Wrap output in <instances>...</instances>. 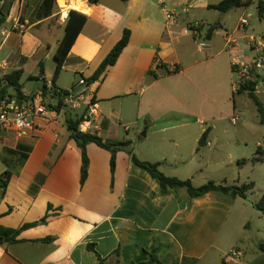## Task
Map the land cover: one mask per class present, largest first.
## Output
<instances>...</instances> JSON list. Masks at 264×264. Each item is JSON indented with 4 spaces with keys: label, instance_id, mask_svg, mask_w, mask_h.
<instances>
[{
    "label": "crops",
    "instance_id": "obj_1",
    "mask_svg": "<svg viewBox=\"0 0 264 264\" xmlns=\"http://www.w3.org/2000/svg\"><path fill=\"white\" fill-rule=\"evenodd\" d=\"M42 1H24L23 21L21 1L12 2L0 27V81L3 74L22 69L23 92L35 97L47 84L46 99L55 105L54 92L68 91L61 83L63 74L75 76L72 88L89 79L128 29L130 41L117 63L89 84L100 112L96 133L131 141L138 159L159 163L165 175L191 180L196 187L211 180L239 184L240 174L236 179L233 170L237 174L247 139L212 134L208 126L212 122L214 129L227 115L237 114L233 53L225 39L244 18L240 8L227 13L212 8L223 0H78L85 9L77 10L66 0L69 11L88 20L53 86L55 54L66 24L59 19L58 0L56 13L35 20ZM4 5L0 1V10ZM16 21L25 29L17 28ZM201 21L208 25L199 32L205 48L189 31ZM211 27L217 29L209 37ZM261 31L249 22L246 33H235L244 51L243 43L249 49L251 39L264 41L256 34ZM41 63L45 76L38 80ZM176 67L177 74H168ZM252 79L258 81L256 92L264 103V70ZM36 122L38 129L27 138L0 132V174L12 173L7 188L0 187V227L18 229L50 216L46 224L22 231L17 242H0V264L140 263L150 259L154 245L163 264L241 263L228 254L239 248L231 240L235 215L230 218L244 198L220 191L192 197L185 188L163 194L126 151L117 153L112 189L111 153L96 144L88 146L89 174L82 186V151L70 138L65 117ZM206 131L208 140L200 146ZM214 161L221 172L212 178L208 168Z\"/></svg>",
    "mask_w": 264,
    "mask_h": 264
},
{
    "label": "trees",
    "instance_id": "obj_2",
    "mask_svg": "<svg viewBox=\"0 0 264 264\" xmlns=\"http://www.w3.org/2000/svg\"><path fill=\"white\" fill-rule=\"evenodd\" d=\"M3 1L5 4L12 1V0H0ZM13 0L12 2H14ZM22 5L21 11V20L23 21L25 10H27V5L25 0H20ZM92 3L97 4L100 0H90ZM127 1V0H122ZM253 3V0H223L219 4L212 6V8L218 10L222 13H227L231 10L237 8H244L248 7ZM57 0H43L41 4L36 8L33 13L35 20H43L52 16L54 13L57 12ZM258 14L261 19H264V0L258 1ZM8 15L0 10V27L5 24L7 21ZM88 17L83 13H80L76 10H71L69 12V20L65 25V34L63 39L61 40L58 49L55 54V61H56V68L54 72V77L52 79L53 86H56V82L64 69L66 60L72 47L74 46L77 38L81 34L82 30L84 29ZM216 27H211L208 31V36L210 37L216 31ZM131 31L126 29L121 40L114 46L108 56L104 59L101 63L99 68L96 72L87 79L88 84H92L100 79L104 78L105 73L107 70L114 66L117 61L119 60L121 54L123 53L124 49L128 46L130 41ZM158 67H161V64H158ZM180 71L178 67L170 70L168 74H177ZM149 74H153L152 71ZM23 76V70L17 69L12 72L3 74L0 81V102H7L11 103L13 100L16 102L18 106H22L25 103H29L34 99V96L26 95L23 92V84L21 82ZM45 76V69L43 63L40 64V73L39 76L36 78L38 80L43 79ZM257 86L258 81L251 79L250 81L246 82L245 85L240 89L237 93L241 94H248L249 98L255 103L257 106V110L260 117V122L264 125V103L260 100L257 95ZM53 91L55 88L52 89ZM41 91L44 95V103L53 109L60 110L63 108V99H61L60 94L56 90L53 94V98L57 100L58 106L51 104L47 99L48 95V86L44 84L41 87ZM63 92H67V90H59ZM85 113L78 115L74 114L72 110L66 108L64 116H65V124L67 130L70 134V138L76 142L78 147L82 151V177H81V184L82 186L86 183L89 174V164L90 160L88 157V146L90 144H96L100 148H103L111 153V160H110V168H111V188L113 189L114 180H115V172H116V156L117 153L120 151H126L132 156L133 162L141 167L142 169L146 170L159 184L161 191L163 194L169 192L170 190H175L179 188H185L188 190V193L192 197H200L205 194H208L212 191H220L227 194H231L235 197H242L246 199L247 192L250 191L254 184L252 182L244 183L242 185H229L227 182L216 183L214 181H209L208 183L196 187L194 186L191 180H182L177 177H169L165 175L160 170L159 163H150L141 161L136 157L133 153V143L129 140H114L101 137L97 133H84L80 130V125L85 121ZM103 126H106V123H103ZM209 131H206L201 140L200 146L206 144L208 140ZM260 154L261 150L258 151ZM255 161H260V157L255 158ZM240 164H244L239 162ZM12 177V173L8 170L0 174V187L4 190L7 188L10 179ZM260 211L264 212V197L261 202L257 205ZM52 209L49 206V210ZM49 213L38 222L25 224L18 229H8L4 227H0V242H9L14 243L18 241V236L22 233V231L40 225L46 224L49 218ZM51 239H45L43 241H50ZM261 250L264 252V244L261 245ZM150 254V259L147 262H140V263H129V264H163L160 256L158 254V248L156 245L153 246ZM223 264H228L223 261Z\"/></svg>",
    "mask_w": 264,
    "mask_h": 264
},
{
    "label": "rangeland",
    "instance_id": "obj_3",
    "mask_svg": "<svg viewBox=\"0 0 264 264\" xmlns=\"http://www.w3.org/2000/svg\"><path fill=\"white\" fill-rule=\"evenodd\" d=\"M258 1L259 0H254L250 6L240 8L239 14L247 17L249 22H254L255 28L260 27L262 31L256 32V34L264 39V19L259 17ZM64 6V3H60L61 8ZM243 47L245 48L247 55H251V52L245 46V43H243ZM53 64L54 61L49 63L50 66ZM236 79L237 77L234 76L233 80ZM74 80V75L70 73L63 74L61 83L65 88L71 90ZM23 81L26 82V84L28 83L25 79ZM29 87L30 86L27 85L28 89ZM236 99L237 114L240 118L238 124H233L231 122L233 115L230 117L227 115L215 124L214 129L212 122L209 123L208 128H212V134L236 133L247 139L248 147L244 148L239 161H237V174L234 170L233 173L236 175V179L240 174L241 181L237 185L252 182L254 187L247 192V197L242 200L239 210L230 218V220H232V217L235 215V221H233L232 228L233 239L231 240L233 242L235 241L236 245L239 246L238 249L243 252V259H239L241 263L237 262V264H264V252L261 250V245L264 244V212L260 211L257 207L264 197V125L260 122L257 106L249 98L248 94L236 95ZM69 110H72L74 114L78 115H81L84 111V109ZM120 133L122 135L125 134L123 129H121ZM12 134L16 136L15 133ZM259 149L262 154L258 152ZM213 155L216 156L218 154L211 152L210 156ZM257 157H260V161H255V158ZM239 162L244 164L239 165ZM225 168L231 173L230 166ZM208 171L212 178L218 176V173L221 172L215 166V161L211 163ZM201 182H205L202 183V185L207 183V181ZM233 250H237V248Z\"/></svg>",
    "mask_w": 264,
    "mask_h": 264
},
{
    "label": "built area",
    "instance_id": "obj_4",
    "mask_svg": "<svg viewBox=\"0 0 264 264\" xmlns=\"http://www.w3.org/2000/svg\"><path fill=\"white\" fill-rule=\"evenodd\" d=\"M66 5L62 8L60 13V21L64 24L69 20V10ZM169 18L171 16L169 15ZM248 18L240 19L238 27L235 32L227 33L226 48L233 53L232 68L237 77L232 85L233 91L237 94L246 82L252 79L254 72L264 70V42L261 40L251 39L249 50L254 51V55H247L243 50L242 45L238 41L235 33H246L248 27ZM206 22L193 23L189 31L196 36L198 46L200 48L207 47L206 41L201 39L200 30L207 27ZM16 27L25 29V25L20 21H16ZM61 99H63V108L60 110L48 107L44 103L43 93L35 95L34 99L18 106L16 102L11 103L0 102V132L12 131L18 138H27L34 134L38 129L36 119L44 118L53 123H56L60 118H64L66 108L77 110L85 106L87 108L85 114V121L80 125V130L84 133H96L99 130L98 119L100 112L95 97L89 90V84L86 79L82 78L75 87L67 92L58 91ZM58 106V104H55ZM240 118L238 114L232 117V123L238 124ZM128 130V126L125 127ZM228 256L231 259L239 260L243 257V252L239 249L232 250Z\"/></svg>",
    "mask_w": 264,
    "mask_h": 264
},
{
    "label": "bare ground",
    "instance_id": "obj_5",
    "mask_svg": "<svg viewBox=\"0 0 264 264\" xmlns=\"http://www.w3.org/2000/svg\"><path fill=\"white\" fill-rule=\"evenodd\" d=\"M60 3H62V4L64 3V5H66V0H60ZM71 5H72V7H74L77 10H84L85 9V6L83 4H81L78 0H72Z\"/></svg>",
    "mask_w": 264,
    "mask_h": 264
},
{
    "label": "water",
    "instance_id": "obj_6",
    "mask_svg": "<svg viewBox=\"0 0 264 264\" xmlns=\"http://www.w3.org/2000/svg\"><path fill=\"white\" fill-rule=\"evenodd\" d=\"M13 1V0H12ZM12 1L6 3L3 7V12L7 15H9L10 13V9L12 7ZM58 3L60 4V0H58ZM66 5H67V1H66Z\"/></svg>",
    "mask_w": 264,
    "mask_h": 264
}]
</instances>
